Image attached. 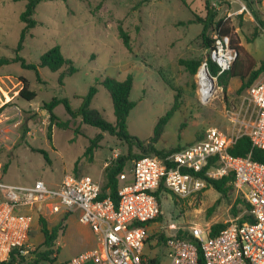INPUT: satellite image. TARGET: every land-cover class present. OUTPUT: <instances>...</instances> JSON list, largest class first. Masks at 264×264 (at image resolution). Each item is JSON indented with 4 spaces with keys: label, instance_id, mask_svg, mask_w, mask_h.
I'll return each instance as SVG.
<instances>
[{
    "label": "rangeland",
    "instance_id": "374dc122",
    "mask_svg": "<svg viewBox=\"0 0 264 264\" xmlns=\"http://www.w3.org/2000/svg\"><path fill=\"white\" fill-rule=\"evenodd\" d=\"M28 1L0 0V58L20 57L26 63H38L43 53L59 45L77 70L60 84L59 71L48 67L35 71L22 67L20 61L0 65L1 182L31 184L40 179L48 185H57L68 173L90 175L101 183L103 165L127 153V144L83 123L80 117H70L63 104L57 105L53 112L58 119L68 120V125L59 127L56 120L50 123L42 105L52 98L66 97L72 108H78L89 86L94 84L97 92L90 106L113 122L111 98L102 83L105 78L124 80L132 75L129 97L135 105L129 112L127 126L130 134L142 140L152 136L157 120L177 99L179 107L164 125L156 143L158 148L195 142L209 126H217L229 135L247 131V127L236 126L232 121V113L237 112L246 123L255 115L253 104L246 97L247 89L234 88L239 83L238 77L229 81L226 96L217 83L215 96L207 104H201L194 74L180 64V59L206 56L207 48L200 36L202 24L189 21L204 17L206 1L215 3L216 20H222L231 10L229 0H41L33 13L36 24L18 49L24 27L20 15ZM242 1L250 2L252 10L258 7L264 14V0ZM225 23L253 57L255 67H259L264 61V26L261 28L258 21L239 15L227 18ZM119 28L128 33L130 49L119 38ZM21 76L27 79L29 89L36 92L32 100L18 96ZM97 136L99 147L92 161H88L83 156L84 150ZM235 192L229 195L232 201L237 196ZM210 207L213 210L207 215ZM160 208L161 220L148 223L149 234L170 224L178 228L196 223L210 227L232 217L231 202L209 186L186 198L161 193ZM40 209L31 210L29 250L39 248L43 238L37 215L49 221L50 214L47 210L37 212ZM143 253L158 256L164 264L169 262L164 247L153 238L144 243Z\"/></svg>",
    "mask_w": 264,
    "mask_h": 264
},
{
    "label": "built area",
    "instance_id": "2783aa9c",
    "mask_svg": "<svg viewBox=\"0 0 264 264\" xmlns=\"http://www.w3.org/2000/svg\"><path fill=\"white\" fill-rule=\"evenodd\" d=\"M210 5L214 9L215 3ZM245 11L248 8L241 3L237 10L225 15L222 24L232 15ZM212 39L194 74L201 104H207L215 96L218 77L231 69L238 55L231 45L230 34L216 29ZM208 60L217 65L216 74L211 73ZM246 97L254 107L252 121L246 123L237 112H231L232 121L236 126L247 127L242 134L249 136L252 147L264 151V73L247 88ZM240 135H229L217 126H209L201 138L163 158L145 155L134 159L128 169L131 180H127L128 170L118 176L121 184L117 203L108 196L99 198L101 183L90 175L67 173L57 185H48L40 179L17 185L0 181V262L6 261L13 250L27 251L33 220L31 210L41 208L37 212L78 211L80 222L89 225L96 234V246L63 264H164L158 256L143 253L149 236L147 225L161 212L154 191L163 183L179 198L197 193L207 187L206 180L198 173L215 161L218 166L207 169L204 175L218 178L232 173L234 189L248 207L230 217L227 226L217 234L211 235L209 227L196 223L184 228L192 237L187 240L176 237L178 227L170 224V237L163 245L159 244L157 235L153 239L164 247L167 264H200V258L202 264H264V162L253 159L251 152L243 156L229 152ZM244 216L248 218L240 222Z\"/></svg>",
    "mask_w": 264,
    "mask_h": 264
},
{
    "label": "trees",
    "instance_id": "16d2710c",
    "mask_svg": "<svg viewBox=\"0 0 264 264\" xmlns=\"http://www.w3.org/2000/svg\"><path fill=\"white\" fill-rule=\"evenodd\" d=\"M41 0H29L26 4L25 9L20 15V20L24 23L23 30L21 32L18 49L22 47V43L26 36V33L35 26L36 20L33 18V13L36 5ZM260 1V0H257ZM248 4V3H247ZM206 13L204 17H196L195 21H189V23L197 22L202 24V30L200 36L206 48H210L212 45V32L214 30H219L222 34H230L231 36V45L238 51L237 58L232 64V67L229 71L221 74L218 77V84L222 86L224 96L227 95V87L229 81L233 77H238L241 80V84L238 88V91L247 89L251 86L261 74L264 73V61L261 62L259 67H255L254 60H252L248 55L242 54V48L239 45L238 36L233 33V29L229 28L227 24H222V20H216V12L211 7L208 1L205 2ZM258 23L262 26L264 25V20L257 19ZM119 38L122 39L124 45L127 49H130L129 36L126 31L119 28L118 32ZM13 61H20L21 66L37 71L38 67H48L52 71H59L58 81L60 84L63 83L64 78L67 75H71L76 72L77 68L74 66L72 60L66 58L60 49L59 45H54L48 49L45 53L40 56L38 63H26L20 57L13 59L7 57L0 58V65L8 64ZM202 59H180V64L186 66L188 71L192 74H195L198 66L200 65ZM209 68L211 73L216 74L218 71L217 65L208 60ZM132 75L129 74L124 80H117L115 78H105L102 83L107 89L112 106L114 121L110 122L105 119L103 114L94 107L90 106L91 100L97 92V86H89L87 94L83 97L82 104L78 108H72L68 98H52L51 100L44 102L42 108L45 109L48 113L50 123L56 120V124L59 127H65L68 125V120H60L54 114V108L63 104L66 109L67 114L70 117H80L83 123L95 126L100 128L102 131L109 133L111 136L115 137L119 142L126 143L128 146L127 153L118 155L114 162L107 164L103 169V178L101 181V191L99 198L111 197L114 202L117 203L118 200V187L121 184L118 176L120 173L127 171L134 159L141 158L145 155H154L159 158H163L166 154H169L173 151L179 150L184 146H175L169 149L158 148L156 143L159 141L164 125L167 123L169 118L172 116L173 112L179 107L178 101L174 102L172 107L162 115L158 120L153 129L152 136L147 140H142L128 132L127 118L130 110L134 107L135 102L130 100V91L132 88ZM21 87L18 91V96L26 100H32L36 96V92L29 89L28 81L25 77H20ZM176 96V95H175ZM177 97V96H176ZM204 131L199 134V138L202 137ZM99 138L100 136L95 137L90 140L89 145L85 148L83 156L92 161L94 151L99 147ZM192 143V142H191ZM190 144V143H188ZM134 148V149H133ZM229 152L232 155L243 156L251 152V157L255 160L264 162V151L257 147H252L249 136L247 134H241L235 141V143L229 147ZM218 166V163L215 161H210L207 165L204 166V169L198 173V175L204 177L207 182V187H212L218 191L223 197L227 198L231 202L230 212L232 216L237 215L243 208H247V204L244 199L237 195L236 198L232 201L230 193L234 192V177L232 173L222 175L221 177L214 178L204 175V172L207 169L215 168ZM78 176V175H75ZM169 193L174 195L167 189L163 183H161L158 188L154 191L159 204H160V194ZM236 193V192H235ZM161 210V208H160ZM213 210V207H210L207 211V215H210ZM161 212L154 219L155 221L161 220ZM248 217L244 216L240 219V222H243ZM251 220V219H250ZM37 221L40 228V231L43 235V240L39 248L28 249L26 254L21 253L19 250H13L9 258L6 261L0 262V264H57L56 263V253L55 249V240L59 230L58 226L49 227L46 219L40 214L37 215ZM228 221L226 222H215L210 225V234H217L221 229L226 227ZM171 229L168 227L149 234L146 241L158 236L159 244L163 245L168 237H170ZM176 237L183 238L187 240H192V237L184 228H178ZM151 261H155L152 259ZM199 263L202 264L201 258ZM62 264V263H60Z\"/></svg>",
    "mask_w": 264,
    "mask_h": 264
},
{
    "label": "crops",
    "instance_id": "0c3cea01",
    "mask_svg": "<svg viewBox=\"0 0 264 264\" xmlns=\"http://www.w3.org/2000/svg\"><path fill=\"white\" fill-rule=\"evenodd\" d=\"M229 1L231 4V10L229 12H233L237 10L240 7L241 3H245L242 0H229ZM245 4L248 8V11H245L242 14H238L239 17L242 16L243 19H251V20L253 19L256 21L257 19L264 20V14L260 10H258V7L255 8V10H252L253 5L250 4V2L248 4L247 3ZM239 45L242 48V54L248 55L253 60V57L244 49L240 41H239ZM262 75L263 74L257 77L256 81H258V79L261 78ZM238 79H239V83L236 86H234V88L239 87L241 84L240 78ZM106 165L107 163H105L103 166L105 167ZM127 180H131V174L129 170H128ZM46 221L49 227L52 226L59 227L57 237L55 240V249L57 250L56 253L57 264L60 263L63 264L72 256L97 245L96 234L92 231L89 225L80 222L78 211H74L68 214H63V213L50 214L49 221L48 220Z\"/></svg>",
    "mask_w": 264,
    "mask_h": 264
}]
</instances>
